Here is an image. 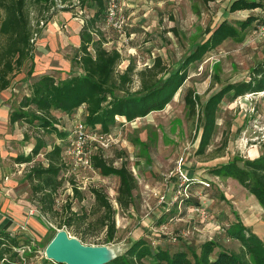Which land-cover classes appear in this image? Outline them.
<instances>
[{
    "label": "rangeland",
    "instance_id": "374dc122",
    "mask_svg": "<svg viewBox=\"0 0 264 264\" xmlns=\"http://www.w3.org/2000/svg\"><path fill=\"white\" fill-rule=\"evenodd\" d=\"M122 1L129 24L133 25L126 28L124 37L112 30L104 32L108 40L106 47L119 48L122 53L118 70H125L130 62L136 65L132 90L140 87L138 70L151 66L160 56L166 73L174 71L223 20L236 24L237 20L254 15L257 24L264 22L263 6L231 12L233 0ZM28 8L32 27L42 29L34 37V72L28 73L31 67L28 60L13 74L11 85L0 94V190L3 197L17 203L27 216H30L29 211L35 210L33 219L41 225L37 228L39 231L26 223L25 229L11 231L20 233L22 241L30 244L28 264H40L46 258V245L53 229L59 230L57 225L64 218L62 215L68 204L72 205L73 212L85 213V222L78 225L86 237L84 243L106 246L114 256L123 253L140 237L149 239L154 246H168L171 251L191 246L198 253L205 241L214 239L217 247L212 257L222 249L252 262L241 242L229 237L225 227L238 216L264 241V208L237 179L217 177L212 168L235 156L253 159L264 152V91L239 96L232 102L224 100L209 144L203 152L199 147L203 133L200 116L209 96L229 83L250 80L254 68L264 63V36L259 35L255 23L242 40L228 38L200 62L192 64L189 78L164 109L114 127L107 146L102 144V139L90 135V130L78 144V125L84 122V107L70 115L56 112L59 126L67 132V137L45 135L46 140L49 145L56 142L77 149L69 151L70 147L65 152L68 170L63 171L62 186L57 192L59 214L56 217L46 215L47 222L42 223L37 218L38 201L25 175L33 165L47 164V160L43 151L30 162H16L17 155L30 153L35 144L34 131L20 121L11 124L9 117L21 98L30 93L32 82L41 75L51 74L62 80L82 73L75 63L79 48L77 36L95 7H82L78 0H68L65 8H61L60 0H54V6L48 10L45 5L30 0ZM52 11L56 13L46 22L45 18ZM1 18L0 12V21ZM49 26H52L51 33L44 39V31ZM188 88L199 96L197 113L192 116L184 99ZM253 148L257 154H250ZM80 156H99L115 168L125 162L136 178L130 203L122 206L118 202L117 175H102L94 165L93 168L85 167L80 163ZM184 178L194 181L187 184ZM74 184L83 191L82 201L74 197ZM91 188L103 189L116 211L117 233L111 241H107L106 228L97 219L101 213ZM222 193L227 200L220 197ZM184 196H190L199 204L185 208L184 204L177 203ZM201 205L205 215L193 208ZM162 217L164 222L160 221ZM61 229L81 240V233L75 229Z\"/></svg>",
    "mask_w": 264,
    "mask_h": 264
},
{
    "label": "trees",
    "instance_id": "16d2710c",
    "mask_svg": "<svg viewBox=\"0 0 264 264\" xmlns=\"http://www.w3.org/2000/svg\"><path fill=\"white\" fill-rule=\"evenodd\" d=\"M33 1L36 4L45 5L48 10L54 6V0ZM207 1L209 0H205ZM67 2L68 0H61V4H67ZM78 2L82 7L87 5L95 7L93 14L85 18L79 32L80 45L75 56V63L81 67L82 73L62 80L56 79L51 74L41 75L32 82L30 93L21 98L18 107L9 117L11 124L20 121L34 131L35 144L30 153L17 155L16 162H30L43 151L47 160V164L33 165L25 175L31 183L33 196L38 201L40 210L37 218L42 223L46 221L44 218L46 215L56 217V214H59L56 208L57 192L62 186L61 175L63 171L68 170L65 152L70 145L64 147L56 142L49 145L45 138V135H55L62 139L67 137V132L59 126L60 120L56 112L70 115L84 107V122L88 130L99 133L113 132L114 127L119 123L130 122L164 109L189 78L192 64L200 62L207 53L217 48L226 39L242 40L246 31L254 23L256 28L261 24L260 22L257 24V16L254 15L237 20L236 24L223 20L215 26L207 39L199 43L182 59L174 71L166 73L160 56L154 59L151 66L138 70L136 73L140 79V87L132 90L135 63L130 62L125 70L119 71L118 66L123 59L122 53L117 48L106 47L108 40L102 31V24L106 15L107 0H78ZM29 3L30 0H0L2 13L0 94L11 85L13 74L19 71L28 60L31 61L28 73L34 72V37L35 34L41 33L42 29L34 30L32 27ZM261 6L264 9V3L258 0H233L229 9L234 12L254 10ZM54 13L56 11H52L45 21L49 22ZM253 72L254 76L250 80L229 83L210 95L204 103L200 116L203 124L200 152H203L210 142L217 126L218 110L224 100L232 102L239 96L264 91V63L254 68ZM184 99L190 115H195L199 96L192 88H188ZM92 161L102 175L115 174L119 177L118 202L122 206L129 204L136 187V178L127 164L124 162L121 167L115 168L99 156H92ZM212 173L237 179L243 187L255 195L264 208V152L253 159L235 156L227 162L214 166ZM188 181L194 180L188 178L186 183L190 184ZM91 192L101 213L97 219L102 227L106 228L107 241H111L117 233L116 211L103 189L91 188ZM73 194L78 200L84 199L83 191L76 184L73 185ZM220 197L227 200L223 193ZM179 202L181 205L184 204L185 208L199 204L198 201L194 203L190 196L179 198L177 203ZM63 216L64 218L60 217L57 225L59 229L73 228L74 231L81 233L78 225L86 220L84 212H73L72 205L68 204ZM163 219L162 217L160 221L164 222ZM48 227L51 228V226ZM225 232L229 237L241 242L246 253L252 257V262L238 253L222 249L218 251L216 257H212L217 247L214 239L205 241L198 253L191 246L171 251L168 246H154L149 239L140 237L133 240L123 253L117 254L104 264H264V241L252 232L240 217L236 216V221L225 227ZM56 233L57 229H53L48 243ZM20 235V233L0 228V264H17L21 260L18 249L30 244L24 243ZM81 235V241L85 242V235L83 233ZM31 251L25 252L27 260H29L28 253ZM40 264L58 263L45 258Z\"/></svg>",
    "mask_w": 264,
    "mask_h": 264
},
{
    "label": "water",
    "instance_id": "95a60500",
    "mask_svg": "<svg viewBox=\"0 0 264 264\" xmlns=\"http://www.w3.org/2000/svg\"><path fill=\"white\" fill-rule=\"evenodd\" d=\"M106 246L89 245L72 236L66 229H59L47 244L45 255L58 264H104L115 256Z\"/></svg>",
    "mask_w": 264,
    "mask_h": 264
},
{
    "label": "built area",
    "instance_id": "2783aa9c",
    "mask_svg": "<svg viewBox=\"0 0 264 264\" xmlns=\"http://www.w3.org/2000/svg\"><path fill=\"white\" fill-rule=\"evenodd\" d=\"M262 2L264 3V0H262ZM66 4H61V0H60V6L64 7ZM129 25V20H128V15H126L125 10H124V1L122 0H107L106 3V15H105V19L103 22V29H108V30H112L115 31L116 33L120 34L121 36L124 37V35L126 36V28ZM257 32L259 33L260 36H264V22L262 24H260L257 28ZM119 50V48H117ZM78 144H80L83 139L85 138V136L87 135L88 132V128L85 124V122H80L78 125ZM90 135L95 136L96 138L102 139V144L107 146L109 145V140L111 139V134L113 132H108V133H99V132H95L90 130ZM72 146V145H71ZM70 146V147H71ZM77 147L73 146L70 148L69 151L71 150H76ZM81 149L78 150V152L80 153ZM70 153V152H69ZM80 163L83 164L85 167L87 168H93V161L91 156L89 157H81L80 156ZM187 180V178H184ZM196 211H199L202 214H206L205 209H203V206H197V207H193ZM35 210H31L30 214L34 215ZM23 229H25V226L22 227ZM20 251V257L21 260L17 263V264H28V260L25 257V252L26 250L31 251V247L28 245H25L23 247H20L18 249Z\"/></svg>",
    "mask_w": 264,
    "mask_h": 264
},
{
    "label": "crops",
    "instance_id": "0c3cea01",
    "mask_svg": "<svg viewBox=\"0 0 264 264\" xmlns=\"http://www.w3.org/2000/svg\"><path fill=\"white\" fill-rule=\"evenodd\" d=\"M132 25H133L132 23L129 24L128 28L131 27ZM51 27L52 26H49V28L44 31L45 33L43 37L44 39L45 37L50 35ZM106 30L108 29H103V24H102V31L104 32ZM77 37L80 45V35L78 34ZM249 152L250 154H257L254 148L251 151L249 150ZM24 212H22L21 207L17 203L10 201L9 198L6 199L5 197H3L2 191L0 190V228H3L8 231H14L16 229L22 228L23 226H26L27 224L34 230L39 231L37 228H39L41 225L39 224L38 221L33 219L34 215H31L29 211L28 214L30 216H27Z\"/></svg>",
    "mask_w": 264,
    "mask_h": 264
},
{
    "label": "bare ground",
    "instance_id": "6f19581e",
    "mask_svg": "<svg viewBox=\"0 0 264 264\" xmlns=\"http://www.w3.org/2000/svg\"><path fill=\"white\" fill-rule=\"evenodd\" d=\"M109 255L111 256V251L109 252Z\"/></svg>",
    "mask_w": 264,
    "mask_h": 264
}]
</instances>
